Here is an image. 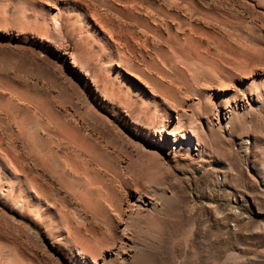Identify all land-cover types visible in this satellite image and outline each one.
<instances>
[{"label": "rangeland", "instance_id": "rangeland-1", "mask_svg": "<svg viewBox=\"0 0 264 264\" xmlns=\"http://www.w3.org/2000/svg\"><path fill=\"white\" fill-rule=\"evenodd\" d=\"M83 261L264 264V0H0V264Z\"/></svg>", "mask_w": 264, "mask_h": 264}, {"label": "bare ground", "instance_id": "bare-ground-1", "mask_svg": "<svg viewBox=\"0 0 264 264\" xmlns=\"http://www.w3.org/2000/svg\"><path fill=\"white\" fill-rule=\"evenodd\" d=\"M73 2V1H72ZM134 2V1H133ZM114 11V10H113ZM118 11H119V9H118ZM64 12V11H63ZM133 12V11H132ZM59 13V12H58ZM60 15V14H59ZM66 15V14H65ZM55 16H57V14L56 15H54L53 17H50V18H48L49 19V21H55ZM69 16V15H68ZM57 17H59V16H57ZM73 17V16H72ZM37 18V17H36ZM44 19V18H43ZM57 19V18H56ZM59 19V18H58ZM38 20V19H37ZM82 20V19H81ZM69 21V20H68ZM80 21V20H79ZM43 22H45V21H43ZM58 22V21H57ZM56 22V23H57ZM77 23V22H76ZM110 23V22H109ZM115 23V22H114ZM45 26V25H44ZM61 26V25H60ZM131 26V25H130ZM56 27V26H55ZM89 27V26H88ZM123 27V26H122ZM116 28V27H115ZM46 29V28H45ZM56 29V28H55ZM59 30V29H58ZM157 31V30H156ZM69 32V31H68ZM124 32V31H123ZM53 33V32H52ZM74 33V32H73ZM143 34V33H142ZM60 35V34H59ZM156 35V34H155ZM133 36V35H132ZM103 46V45H102ZM111 56V55H110ZM163 126H165V125H163ZM163 126L161 127V131H163L164 130V128H163ZM188 132L190 133V131L188 130ZM188 132L186 133V132H184V133H182L181 135H179V137L178 138H173L172 140L171 139H168L167 137H165V136H161L160 138H155V137H148V135H147V137L150 139V142L149 143H152V142H154L155 144L156 143H164V144H166L167 143V141H172L173 143H175V144H178L177 145V148L176 149H180V148H183V147H190L191 146V141H192V136H194V135H189L188 134ZM176 146V145H175ZM191 148V147H190ZM190 148H188V149H190ZM195 150V149H194ZM189 151V150H188ZM143 156V155H142ZM82 258L83 259H85L86 257L85 256H83L82 255ZM84 263V261L83 262H81V264H83Z\"/></svg>", "mask_w": 264, "mask_h": 264}]
</instances>
